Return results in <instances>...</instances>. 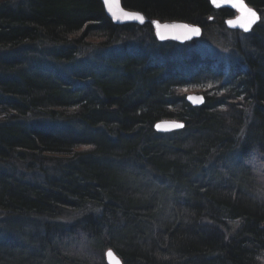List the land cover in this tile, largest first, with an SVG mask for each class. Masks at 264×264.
I'll return each instance as SVG.
<instances>
[{"label":"trees","instance_id":"1","mask_svg":"<svg viewBox=\"0 0 264 264\" xmlns=\"http://www.w3.org/2000/svg\"><path fill=\"white\" fill-rule=\"evenodd\" d=\"M246 1L261 26L264 0ZM122 4L196 25L210 12L208 0ZM259 26L247 38L254 55L222 86L220 71L181 61L186 45L157 43L149 25L114 26L100 0L0 6V264H107L109 249L123 264H264V167L257 177L248 163L225 161L242 146L201 158V147L224 140L220 129L247 119L264 155V113L252 106L264 101ZM126 31L152 46L133 43L123 57L126 46L111 43ZM98 36L103 49L83 55ZM188 87L207 88L206 104H188L180 93ZM228 103L245 109L244 121L210 112ZM165 119L185 128L157 133ZM66 211L70 223H60ZM82 244L90 250L80 255Z\"/></svg>","mask_w":264,"mask_h":264},{"label":"bare ground","instance_id":"2","mask_svg":"<svg viewBox=\"0 0 264 264\" xmlns=\"http://www.w3.org/2000/svg\"><path fill=\"white\" fill-rule=\"evenodd\" d=\"M243 1H245L246 4H248L246 0H243ZM208 5L210 6V12L209 13L207 12L208 13V14L206 13L207 15L205 14L204 16H202L201 22H203V25L197 24V26L202 29L201 37L198 39H194L191 42H188L186 44H181V45L178 44L177 42L173 41V40L158 41L157 36H156L155 26L152 22H154V21L159 22V24H161V26H162V24L168 25L169 22L176 23V24L183 23V24H187V25H192L193 23H187V22L181 21V20L180 21L174 20V21L168 22V21H165L163 19L148 18L143 13H141L140 11H137V12L141 13L144 16L145 20H147L146 26L149 25L151 27V30L153 31V34H154V39H155V41H157V43L167 44V45L176 44L180 47L186 45V47H187V44L191 45L192 43L197 42V40L201 39L204 32H205V29H206V32H211V31H213V29H216L217 30L216 32L219 33L220 38H224L222 36L224 33L232 35L233 38L236 37L235 42L239 48H236V45H234V49L236 52L235 51L233 52L234 53V54H232L233 58H231V60L228 64L226 63V61L225 62L223 60L221 61L220 57L214 56L215 53L214 54L206 53L205 55L208 57H202L197 51L194 50L192 52H189V50L187 48L184 49L185 51L183 52V55H185V59H183V58L181 59V61L185 62V65L186 64L187 65H193V64L197 65L196 62H198L200 65H197V66H199V67L206 65V66H210L213 70L220 71V73L222 74L221 84H222V86H225L226 84L229 83V81L231 79L233 80L235 78V74H234L235 72L234 71L237 70L236 68L239 66H244L247 63V61L250 60L249 56L244 55V54L254 55L255 47L253 46V44H251V42L247 41V38L249 35H251L253 33V31L256 29V27L259 26V24L262 22V20H263L262 14L260 13L261 11L258 8L256 9L253 6H251L250 4H248L252 9L256 10V12H258V14H260L261 19L256 24V27L253 28V30H251L248 33H244L242 31H238V30L234 31L227 26V22L234 21L235 19H238L240 17V15L237 12L232 11L231 9L226 8V7L216 8L215 6L211 5L210 0H208ZM262 11L264 13V8L262 9ZM109 21H111V20L109 19ZM111 22L116 27H125L126 25H131L129 23H126L125 25H117V24H114L113 21H111ZM193 25H196V24H193ZM261 37L264 38V23L261 24V26H259V28L257 30V38L260 39ZM120 38H121V34H120V32H118L116 34L114 40L112 41V43L113 44L119 43ZM223 42L221 44H223ZM132 46H133L132 44H128L126 46V48L124 47L125 48L124 50H126V51H123V57H127V55H129L131 52L136 51V48L132 47ZM139 46L141 48L145 47L144 45H139ZM110 61L111 60L106 59L105 64H109ZM185 69H188V68L185 66ZM188 88H192V87H188ZM221 93L222 92H218V93H216V95H219ZM216 95H210V96L216 97ZM201 96L204 99V101H203V105H204V104H206L205 103L206 98L203 95H201ZM186 98H187V96H186ZM253 100L255 102L252 104V106L256 107V109H258L259 111L261 110L264 113V101L263 100L259 101V99H253ZM186 101H187V99H186ZM187 103L190 104L188 101H187ZM190 105L193 106L192 104H190ZM201 106L202 105H199L196 107H201ZM211 108H213V107H211ZM224 116L225 115H223V116L220 115V119L224 120L228 117V116H226V117H224ZM235 116H236V114H235ZM201 118H202L201 119L202 122H206L209 119H212L208 116H206L205 118L204 117H201ZM145 130H146V128H145ZM207 130L208 131H204L203 135H207L211 132V131H209V128ZM228 132L229 133L225 137L222 138L224 140L219 141L216 144H213V146H208L207 151L204 147H201L204 150V153L201 154V158L203 159L204 157L207 156V154H210V157H213L214 153L218 154L217 150H219V148L228 147L229 145L233 146V149H234L233 153H237L241 146H242V150H241L240 154L237 156L230 157V159L225 158L226 162L227 161L230 162V160H231L232 163H238L239 165L242 164L245 166V164L250 162L252 157L256 161V160L261 159V158L257 159L259 156L258 154L264 156L263 153H261V147H260L259 142L256 141V135L255 134H249L242 128H239V129L235 130L234 132H232L231 128H228ZM161 134H164V133H161ZM145 135L150 137V135H148L147 132L145 133ZM203 135L200 134L199 140L203 138ZM157 139H161V138H157ZM164 139H166V138H164ZM194 141L195 140H193V142ZM139 168H141L143 171L147 172L148 165L143 163V164L139 165ZM50 220H51V218H50ZM50 223L53 224L54 222L51 220Z\"/></svg>","mask_w":264,"mask_h":264},{"label":"rangeland","instance_id":"3","mask_svg":"<svg viewBox=\"0 0 264 264\" xmlns=\"http://www.w3.org/2000/svg\"><path fill=\"white\" fill-rule=\"evenodd\" d=\"M27 0H0V6L2 5H6V4H13L14 6H16L17 4L19 5L20 3H23L25 4ZM171 23V22H169ZM133 26H138V27H144L146 26V24L144 26H139V25H135V24H131ZM217 30L216 29H213V31L211 32H204L203 36L201 39L197 40V42H194L192 43L191 45L187 44V49L189 50V52H192V51H197L202 57H208L206 56L205 54L206 53H209V54H214V56L216 57H220V60L222 61H226V63L228 64L231 60V58H233V55L234 54L233 52L235 51L234 49V45H236V42H235V38L236 37H232V35L230 34H227V33H224L222 36L224 38H220L219 36V33L216 32ZM121 34V38H120V42L119 43H116V44H113L111 43V46H113L114 48H117V47H121V46H127L128 44H133L135 43V45H140L142 44L143 45V42H140L142 41L140 38H141V35H137L136 37V40L138 42H135V38L130 34L128 33L127 31L126 32H123V33H120ZM132 36V37H131ZM146 37H150L149 35L147 36L145 34ZM153 38H154V34H153ZM232 38V39H231ZM242 38V37H241ZM243 39V38H242ZM104 38L102 36H98V37H94V39H89L86 41V45L84 47H81V49H83L82 53L83 55H87V57H90L92 54L90 53L91 50L97 48L99 49L100 47L103 49L102 45L103 42H104ZM224 41V42H223ZM145 42H147V45L148 46H152L153 42L150 41V40H145ZM223 42V44H221ZM176 45V44H175ZM111 46H106V47H111ZM148 46H145L146 49H148L149 47ZM0 49H4V47H0ZM7 49V48H5ZM153 49L155 50L154 52L157 53L159 52L158 49H156L155 47H153ZM236 52V51H235ZM158 54V53H157ZM153 57H156V54H154ZM210 58V57H209ZM211 59V58H210ZM215 61V60H214ZM186 89V90H185ZM207 88H197V87H192V88H184L183 90H181V94L184 96H201V95H205L207 93ZM219 97L221 96V94L218 95ZM237 101V100H236ZM203 106V105H202ZM223 110V112L221 113V115H225L228 117L229 116H234L235 117V114H236V117H238L237 120H234L233 122H236V121H239V117L240 119H242V121H244L242 115L245 113V109L244 108H241L239 107V105H233V104H227V105H219L217 106L213 111H210L212 114L213 112H219V110ZM248 111V110H247ZM250 112L247 113L248 115V118H250V116H252V111L249 110ZM231 113V114H230ZM230 114V115H229ZM251 120L247 119L244 121V125L243 127L242 126H237V125H232L231 126V130H237L239 128H242L244 129L247 128L248 124H250ZM172 123H183L179 120H175L174 121H170ZM232 122V123H233ZM185 128V127H184ZM182 129H176L172 132H168V133H173L175 131H180ZM245 130V129H244ZM228 129L224 130L223 128L219 130V134L218 135H222V134H228ZM258 158L257 159H260V160H254V158L252 157V159L250 160V162L248 163L249 166H251V168H253L254 171H256V175L257 177L259 176L260 177V170L264 167V157L260 154H258ZM262 156V157H261ZM128 168V166H127ZM256 169V170H255ZM72 216L70 217L69 216V212H64V215L62 217H59V221L60 223H70V220H71ZM85 244V243H84ZM78 250H79V254L82 255V254H85L87 253V249L90 250L89 247H86L85 245H78ZM69 250L70 248L67 250V254L69 255ZM74 251H72V253L70 254V256H77L78 254L77 253H73ZM104 254H106L104 252ZM91 258L93 260V262H101L102 260V256L97 253V252H93V254L91 255ZM103 259L105 260V255L103 257ZM107 262V260H106Z\"/></svg>","mask_w":264,"mask_h":264},{"label":"water","instance_id":"4","mask_svg":"<svg viewBox=\"0 0 264 264\" xmlns=\"http://www.w3.org/2000/svg\"><path fill=\"white\" fill-rule=\"evenodd\" d=\"M100 1H101L102 5H103V11H105V14H106L107 18L110 19L111 21H113L114 24L125 25L126 23H129V24H135V25H139V26H141V25L144 26L146 24V22H147V20H145L144 23H140L139 21H134V20H127L123 16H121L119 19H117L116 17H113V15L111 14V12L108 9V6L105 5L104 0H100ZM219 3H220V6H215L216 8L226 7V8L231 9L232 11L237 12L240 15V17L238 19H235L234 21H231L232 22L231 24L229 22H227V26L230 29L234 30V31L238 30V31H242L244 33H248L251 30H253V28L256 27V24L261 19L260 14H258V12H256V10L252 9L248 4H246L245 1H243V3L249 9L254 10L257 13L258 17H259V19L254 24H252L250 26V30L249 31H245L244 28L241 26V19H240L241 16L243 15V13H241L239 11V9H237L236 7H233L229 3H226V0H219ZM119 4H120V8L124 12L134 13V14H141V13H138L137 11L133 12V11H130V10L126 9V8L124 9L123 4H122V0H119ZM211 5H213L212 2H211ZM118 15H119V13H118ZM174 25L179 26V25H187V24H183V23H180V24L169 23L167 25L169 27H167V28L164 27L165 26L164 24H162V26L160 24V28H156L155 27L156 36H157L158 41L173 40V41H175V42H177L178 44L181 45V44H186L188 42H191L194 39H198L202 35V29L199 28L197 25H193L192 24L191 26H196V27H198L201 30L199 35H192L191 33L187 32L182 27H172ZM190 97L192 99H189ZM201 98H203V97L194 95V96H187L186 99H187V101L190 104H192L195 107V106L203 105V102H201ZM203 101H204V99H203ZM174 123H172L170 121H163V122L156 123L154 125V127H155V130L157 132L168 133V132H172V131L176 130V128L172 127V125ZM157 125H159L160 127L157 128ZM184 127L185 126H183L182 128H184ZM182 128H179V129H182ZM109 253H111V255H109ZM105 260H107V264H122V260L119 258V256L112 249H109V250L106 251Z\"/></svg>","mask_w":264,"mask_h":264},{"label":"snow or ice","instance_id":"5","mask_svg":"<svg viewBox=\"0 0 264 264\" xmlns=\"http://www.w3.org/2000/svg\"><path fill=\"white\" fill-rule=\"evenodd\" d=\"M212 4L214 6H220L219 0H211ZM105 5L108 6L109 11L113 15V17H116L119 19L121 16H123L127 20H134V21H139L140 23L145 22V18L143 17L142 14H134V13H127L124 12L120 8L119 0H104ZM226 3H229L231 6L236 7L239 9L243 15L241 16V26L244 28L245 31L250 30V26L254 24L258 19L257 13L249 9L244 3L243 0H226ZM119 13V15H118ZM156 28H160L159 22H152ZM230 24L232 23L231 21L229 22ZM165 28L169 27L167 25L164 26ZM172 27H182L185 29L187 32L191 33L192 35H199L200 34V29L196 26H191V25H179V26H172ZM209 87H212L211 84H209ZM186 90V89H185ZM189 99H192L191 97ZM201 102H203V98H201ZM184 125L182 123H174L172 125L173 128L179 129L182 128ZM160 126L157 125V128ZM111 255V253H109Z\"/></svg>","mask_w":264,"mask_h":264}]
</instances>
